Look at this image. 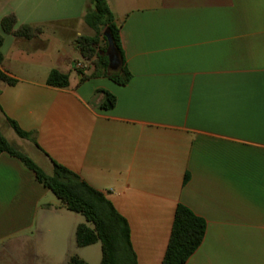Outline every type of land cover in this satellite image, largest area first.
Masks as SVG:
<instances>
[{
  "label": "crops",
  "instance_id": "1",
  "mask_svg": "<svg viewBox=\"0 0 264 264\" xmlns=\"http://www.w3.org/2000/svg\"><path fill=\"white\" fill-rule=\"evenodd\" d=\"M107 4L130 74L123 86L80 82L75 69L87 62L75 39L94 35L84 22L91 0H0V21L12 14L16 28H43L31 40L3 36L0 70L17 83H0V133L103 194L127 222L136 264L162 263L178 205L205 223L184 264H264V0ZM47 32L60 37L52 51ZM51 70L68 75L67 88L46 85ZM100 91L114 108L100 109ZM49 193L0 154V264L83 260L75 241L56 248L61 211L44 203Z\"/></svg>",
  "mask_w": 264,
  "mask_h": 264
},
{
  "label": "trees",
  "instance_id": "2",
  "mask_svg": "<svg viewBox=\"0 0 264 264\" xmlns=\"http://www.w3.org/2000/svg\"><path fill=\"white\" fill-rule=\"evenodd\" d=\"M107 1L91 0L93 9L87 11L84 16L85 24L94 31V35L79 36L74 44L83 60L91 64L92 72L86 76L82 70L77 71L80 82L89 78L108 77L114 83L123 86L130 80V74L125 67L119 27L114 22ZM42 32L41 26L21 25L16 28V18L12 14L2 18L0 21V65L3 61L1 47L4 35L31 40L37 38ZM105 33L111 41L112 52L120 64L117 72L111 71L109 67L106 56L108 41ZM100 43L103 44V48L99 50ZM0 83L14 86L17 81L0 70ZM46 85L58 89L67 88L68 75L58 70H51L47 76ZM102 93L104 101L100 109L114 108L115 97L107 92ZM7 122L17 137L34 142L31 133L22 131L12 120ZM3 153L21 161L34 174L35 180L51 192L67 211L80 214L84 218L86 224H79L75 230L74 241L77 248L100 243L102 253L100 264H136L127 222L103 194L92 189L77 175L53 161H50L52 174L46 175L30 159L17 152L0 133V154ZM186 181L187 176L184 178V182ZM204 233V221L188 208L178 205L174 212L171 233L161 264H184L200 246ZM69 264H85V262L73 256Z\"/></svg>",
  "mask_w": 264,
  "mask_h": 264
},
{
  "label": "rangeland",
  "instance_id": "3",
  "mask_svg": "<svg viewBox=\"0 0 264 264\" xmlns=\"http://www.w3.org/2000/svg\"><path fill=\"white\" fill-rule=\"evenodd\" d=\"M46 35H47L46 38L50 42L48 46L46 44L48 51H52L56 49V47L59 46L57 40L54 41V39H56L57 36L55 34H52V32H47ZM58 38L60 37L58 36L57 39ZM102 48H103V44L100 43L98 49L100 50ZM77 57H78V60L81 61L82 63L80 56H77ZM88 68H91V64L89 62L88 63L86 62L85 64H83V68H81L80 70H87ZM4 134L6 138H9L6 133ZM11 145L14 147V149L17 152L21 153L22 155L30 159L46 175L52 174V170L48 166L45 165L43 156L39 154L38 152H36L33 148L32 150H29L28 146H23L19 148L15 146L14 144H11ZM44 203L49 204L52 207H54L56 210L61 211V213L58 214L59 219L54 222L51 231L55 232L54 241L56 243V248H62L61 251L63 252V250L69 249L70 247V244H68L69 242H71L74 245V236H75L76 226L78 224H86V222L80 214L67 211L63 207V205L60 203V201L57 200L53 196V194H51V192L49 193V196L45 199ZM72 249H73V252L75 251L76 256L77 255L79 257L81 256L85 264H100L101 262L102 253H101L100 243H96L88 247L80 248L78 250L76 249L74 250V248ZM72 249H69V250H72ZM50 262H53V264H64L63 260L57 254L54 256V259H52ZM14 263L15 262L8 260L6 261L5 264H14ZM48 263H49V260H46V259L41 262V264H48Z\"/></svg>",
  "mask_w": 264,
  "mask_h": 264
},
{
  "label": "water",
  "instance_id": "4",
  "mask_svg": "<svg viewBox=\"0 0 264 264\" xmlns=\"http://www.w3.org/2000/svg\"><path fill=\"white\" fill-rule=\"evenodd\" d=\"M105 37L107 38V41H108V49H107V53H106V56L108 58V61H109V67H113L116 63V59H115V56L112 52V44H111V41L108 37V35L105 33L104 34Z\"/></svg>",
  "mask_w": 264,
  "mask_h": 264
},
{
  "label": "built area",
  "instance_id": "5",
  "mask_svg": "<svg viewBox=\"0 0 264 264\" xmlns=\"http://www.w3.org/2000/svg\"><path fill=\"white\" fill-rule=\"evenodd\" d=\"M81 68H83V65H80V64H76L75 65V69L76 70H80Z\"/></svg>",
  "mask_w": 264,
  "mask_h": 264
}]
</instances>
